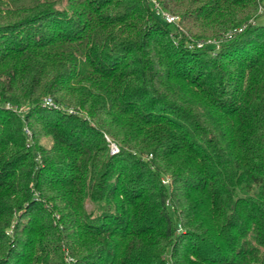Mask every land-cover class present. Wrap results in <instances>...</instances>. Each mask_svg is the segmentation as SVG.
Here are the masks:
<instances>
[{
  "label": "trees",
  "instance_id": "obj_1",
  "mask_svg": "<svg viewBox=\"0 0 264 264\" xmlns=\"http://www.w3.org/2000/svg\"><path fill=\"white\" fill-rule=\"evenodd\" d=\"M157 2L0 0V264H264V0Z\"/></svg>",
  "mask_w": 264,
  "mask_h": 264
},
{
  "label": "built area",
  "instance_id": "obj_2",
  "mask_svg": "<svg viewBox=\"0 0 264 264\" xmlns=\"http://www.w3.org/2000/svg\"><path fill=\"white\" fill-rule=\"evenodd\" d=\"M151 1V3L153 4V8L155 10V12L166 22L168 23H172V22H176L178 19V16L175 14H172L170 12L164 11L161 8H159L158 2L157 0H149ZM260 12H264V6L259 8V13ZM252 23H254L253 20H251ZM238 30H241V28H238ZM210 40H206L205 42H199L198 46H202L204 43H209ZM44 104L45 105H52L54 106L52 100L49 97H45L44 98ZM6 107H9V105H5ZM24 133L26 134V136L28 137V139L30 138V131L27 127L23 128ZM106 140L109 141V151L111 154L116 153L118 151V147L114 142H111L109 140V138L107 136H105Z\"/></svg>",
  "mask_w": 264,
  "mask_h": 264
},
{
  "label": "rangeland",
  "instance_id": "obj_3",
  "mask_svg": "<svg viewBox=\"0 0 264 264\" xmlns=\"http://www.w3.org/2000/svg\"><path fill=\"white\" fill-rule=\"evenodd\" d=\"M260 21H262L264 19V14H262L261 16L258 17ZM178 20V19H177ZM213 45H215L217 47V43H216V40H214V42L212 41ZM40 144L42 145H45V146H48L50 144V139L49 138H46V137H43L40 139Z\"/></svg>",
  "mask_w": 264,
  "mask_h": 264
}]
</instances>
